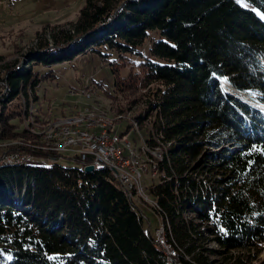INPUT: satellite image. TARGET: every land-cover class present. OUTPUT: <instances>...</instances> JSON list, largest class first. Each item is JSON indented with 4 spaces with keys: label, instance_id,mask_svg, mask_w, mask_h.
Listing matches in <instances>:
<instances>
[{
    "label": "trees",
    "instance_id": "trees-1",
    "mask_svg": "<svg viewBox=\"0 0 264 264\" xmlns=\"http://www.w3.org/2000/svg\"><path fill=\"white\" fill-rule=\"evenodd\" d=\"M55 29L24 54L26 67H2L0 141L31 142L11 123L22 100L37 99L55 67L97 54L113 74L104 94L124 102L118 112L139 106L145 142L162 148L147 191L175 254L156 246L106 168L22 162L0 166V264H212L205 253L216 252L251 264L264 251V97L252 95L264 94V0H84L75 22ZM127 55L135 68L122 74Z\"/></svg>",
    "mask_w": 264,
    "mask_h": 264
},
{
    "label": "rangeland",
    "instance_id": "rangeland-1",
    "mask_svg": "<svg viewBox=\"0 0 264 264\" xmlns=\"http://www.w3.org/2000/svg\"><path fill=\"white\" fill-rule=\"evenodd\" d=\"M83 4L84 0H13L12 6L8 7L4 3H1L0 74L3 73L2 67L4 64L11 59H19L20 65L26 67V63L29 59H27L24 54L31 49H36L37 39L39 37L43 38L45 34L47 37L54 28L57 30V27H70L77 19L79 9ZM147 41H144L142 45L144 51H146L145 47ZM113 56L117 61L119 60L116 54ZM123 57L125 58L123 60L124 67L122 66L120 69L122 70V74H125L126 69L129 67L135 68V64L132 63V56L127 55ZM138 61V58L134 60L136 64ZM54 71L55 78L40 83L36 91L37 99L33 101L29 100V103L22 100L21 109L23 110V115L21 119H11V123H16L17 125L16 130L21 131L25 128L30 135L34 136V139L31 142H24V140L17 139L0 141V147H2L1 154L8 156L17 153L21 156H27L26 163L32 165H61L64 167L83 168L82 164L76 161L78 159L73 155L75 153L71 152L72 149L64 153L57 152L59 150V146L56 145L58 142L52 147L53 153L60 156L58 159L38 158L32 155L33 152L31 150L20 152L9 151L8 148L17 143L22 145L27 144L31 149L39 151H44V149L47 150L45 147L41 149V147L38 146L44 141L45 136L43 137L42 134L44 130L48 127H51L50 129L56 128V125L59 128L65 126V121L76 118L85 108L95 110L96 117H104V120L107 121V125L117 131L120 141L118 143L119 146H124L125 141H127V148L124 149L125 154H128V149H134L137 153L141 154L137 155V157L128 156L131 165L123 169L124 171L128 173H132L133 171L138 172L140 169L136 171V167L142 164H147L146 166H149V160H156L154 154H151L147 150H151L155 146H150L145 142V139L148 137L149 124L146 123L143 128H140L138 122L134 118V115L139 110V106L131 110L128 109L124 112H118L117 109L124 105V102L119 100L111 103L110 98L104 94V90L108 92L113 91V74L107 61H102L97 54L87 52L80 55L78 59L73 60L70 64L64 63L55 67ZM96 82H101V84H103V89L97 87L95 85ZM88 86L90 87L87 88ZM1 90L2 85L0 84V91ZM86 92H88L89 96L85 95ZM252 95L257 98L261 96L264 97V94L261 92H254ZM258 105L264 106L261 102ZM36 116L38 118H36ZM128 125H132V127L128 129L126 134L121 136L120 133L123 132ZM166 145L168 146L169 144L166 143ZM156 151L162 152V148L158 147ZM46 152H51V149ZM133 166L135 167L134 169L132 168ZM156 176L157 175L151 174V170L150 172L148 170L140 171V185L144 188L148 201L132 200L134 209L139 211L142 216L143 227L148 228L151 235H153L155 229L162 224L160 217L152 209L155 206L153 202L155 203L156 201L147 191L148 185L156 183ZM115 184H117L119 189H122L117 181ZM124 194L127 193L124 192ZM128 194L130 195V193ZM128 194L127 197L129 198ZM204 246L208 250H219L218 246L212 241L205 242ZM239 253L243 255L247 254L246 251L243 250H231L230 252L233 256ZM205 254L212 264H223L226 261L223 260L224 255L220 253ZM263 258L264 251L253 258L251 264H257V262ZM233 260L235 259H231V261Z\"/></svg>",
    "mask_w": 264,
    "mask_h": 264
},
{
    "label": "bare ground",
    "instance_id": "bare-ground-1",
    "mask_svg": "<svg viewBox=\"0 0 264 264\" xmlns=\"http://www.w3.org/2000/svg\"><path fill=\"white\" fill-rule=\"evenodd\" d=\"M88 96H89V94H88ZM87 110L89 111V113H92V115H88V122H93L92 123V131L107 130L108 125H107V121L104 120L105 118L102 116L96 117L95 110H93V109H87ZM76 125H84V118H71V120H67V127H76ZM48 128H51V127H48ZM73 136H75V129H65L64 133H61L60 135H57V136H51L48 134H43L44 141H43V143H40L38 146H40L41 149H42V147H45L49 151L51 149V152H52V147H54V144L58 142L56 144L59 146V148H58L59 150L57 152L64 153L65 151L72 149V142H67V140H71V138ZM119 142H120L119 137H118V134L116 133V145L117 146H119L118 145ZM157 148L158 147L155 146L153 149H151V150L147 149V150L151 154H154V158L156 160H161L163 153L157 152L156 151ZM1 150H2V147H0V155L3 156V154H1ZM47 150L44 149V151H47ZM80 152H82V153L92 152L91 143H80ZM27 158L28 157H20L19 160L4 161V164H17V163H22V162L24 163V162H26ZM156 160H149V162H150L149 166H146L147 164H142V167L144 169H140L138 172L133 171L132 173H128V172L123 170V169H126V167H130V165H131V163H129L130 160H128V163H118V155H109L108 163L93 162L92 165H93L94 169L106 168L108 170V172L110 173V175L113 177V179L115 181H117L118 184L121 186V188H122L121 190L128 194V193L133 192V191L137 192V190L138 191H144V188L140 185V179H139L140 171H146L145 169H150L152 175H157L158 171H157ZM81 163H82L83 167L86 166V163H83V162H81ZM132 168L134 169L135 167L133 166ZM123 176L130 179V189L128 188V185L124 184ZM128 196L130 199L129 194H128ZM145 197L148 201L147 194L145 195ZM130 201H131V199H130ZM153 204L156 206V204L154 202H153ZM156 232L158 233L159 238L162 239L163 244H166L170 253L175 254L171 245H169L165 241L164 229H163L162 225L160 227L156 228ZM156 244H157L156 246L158 248H160V250L163 251V249L161 247H159L158 242Z\"/></svg>",
    "mask_w": 264,
    "mask_h": 264
},
{
    "label": "built area",
    "instance_id": "built-area-1",
    "mask_svg": "<svg viewBox=\"0 0 264 264\" xmlns=\"http://www.w3.org/2000/svg\"><path fill=\"white\" fill-rule=\"evenodd\" d=\"M13 0H0V4L4 3L7 7L12 6ZM88 96V92L85 93ZM88 115H92L89 113L87 109L84 108L83 112H81L76 118H84V125H76V127H67V121L64 122L65 126L58 127L53 129H46L42 134H48L51 136H57L61 133L65 132V129H75V136L71 138V140H67V142H72V150L71 152L75 153L78 161L86 163V165H92L93 162H104L108 163L109 155H118V163H128V156H136L141 155L137 153L134 149H128V154L124 153V149L127 148V141H125L124 146L116 145V133L117 131L113 130V128L107 126V130H99L92 131V123L88 122ZM80 143H91L92 152L82 153L80 152ZM53 152V151H52ZM21 156L19 154H10L8 156H2V162L8 160H19ZM138 169H144L142 165L136 167V171ZM150 172V169H145ZM119 173V172H118ZM124 184L128 185L130 189V179L123 176ZM131 200H143L147 201L145 197V191L130 192ZM136 204V203H135ZM137 205V204H136ZM142 217V216H141ZM156 231V230H155ZM156 239L159 244V247L163 249L166 254L173 256L168 250L166 244H163L162 239L159 238L158 233L156 232Z\"/></svg>",
    "mask_w": 264,
    "mask_h": 264
},
{
    "label": "water",
    "instance_id": "water-1",
    "mask_svg": "<svg viewBox=\"0 0 264 264\" xmlns=\"http://www.w3.org/2000/svg\"><path fill=\"white\" fill-rule=\"evenodd\" d=\"M2 165H4V162H2V155H0V166ZM93 169H94L93 165H86L82 168V171L88 173L93 171Z\"/></svg>",
    "mask_w": 264,
    "mask_h": 264
},
{
    "label": "snow or ice",
    "instance_id": "snow-or-ice-1",
    "mask_svg": "<svg viewBox=\"0 0 264 264\" xmlns=\"http://www.w3.org/2000/svg\"><path fill=\"white\" fill-rule=\"evenodd\" d=\"M237 2H238V3H240V2H241V0H237Z\"/></svg>",
    "mask_w": 264,
    "mask_h": 264
}]
</instances>
